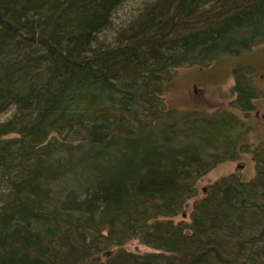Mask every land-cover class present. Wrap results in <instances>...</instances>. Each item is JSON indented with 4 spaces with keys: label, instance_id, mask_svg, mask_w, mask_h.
Instances as JSON below:
<instances>
[{
    "label": "trees",
    "instance_id": "obj_1",
    "mask_svg": "<svg viewBox=\"0 0 264 264\" xmlns=\"http://www.w3.org/2000/svg\"><path fill=\"white\" fill-rule=\"evenodd\" d=\"M263 43L264 0H0V264H264L262 152L170 220L238 142L166 101L180 67Z\"/></svg>",
    "mask_w": 264,
    "mask_h": 264
},
{
    "label": "rangeland",
    "instance_id": "obj_2",
    "mask_svg": "<svg viewBox=\"0 0 264 264\" xmlns=\"http://www.w3.org/2000/svg\"><path fill=\"white\" fill-rule=\"evenodd\" d=\"M133 4L130 2L128 7L132 8ZM240 64L252 67L251 82L258 90L249 115L233 105L234 68ZM166 101L182 115L199 111L211 117L222 111L231 118V126H236L232 134L238 142L236 148H227L226 158L197 182L196 195L188 201L185 210L170 218L174 224L186 226L191 223L194 203L205 196L209 185L232 174L245 181L256 175L255 152L264 153V43L239 56L222 57L210 65L180 67L166 93ZM126 249L140 254L153 251L139 240L128 242Z\"/></svg>",
    "mask_w": 264,
    "mask_h": 264
}]
</instances>
